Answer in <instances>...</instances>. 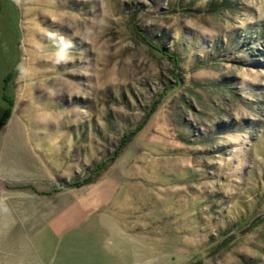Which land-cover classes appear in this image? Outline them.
<instances>
[{"label": "rangeland", "instance_id": "374dc122", "mask_svg": "<svg viewBox=\"0 0 264 264\" xmlns=\"http://www.w3.org/2000/svg\"><path fill=\"white\" fill-rule=\"evenodd\" d=\"M4 96L7 174L106 176L119 263L264 264V0H0Z\"/></svg>", "mask_w": 264, "mask_h": 264}, {"label": "crops", "instance_id": "0c3cea01", "mask_svg": "<svg viewBox=\"0 0 264 264\" xmlns=\"http://www.w3.org/2000/svg\"><path fill=\"white\" fill-rule=\"evenodd\" d=\"M5 154L0 149V264H125L119 263L114 251L118 237L130 241V256L134 255L136 236L118 220L117 190L109 188L106 176L55 193V186L48 182L53 180L49 176L54 175V166L44 179L36 173L29 177L23 169L13 176L7 174V165L13 162ZM15 162L17 167L25 165L24 160ZM24 183L36 186L19 187ZM99 189L101 195L109 192L104 205L100 204ZM62 193L73 195L71 205L55 209V196Z\"/></svg>", "mask_w": 264, "mask_h": 264}, {"label": "trees", "instance_id": "16d2710c", "mask_svg": "<svg viewBox=\"0 0 264 264\" xmlns=\"http://www.w3.org/2000/svg\"><path fill=\"white\" fill-rule=\"evenodd\" d=\"M213 11L215 12L216 10V7H213ZM160 52H164L163 50H160ZM169 54H167L168 56ZM170 58H173V56L171 57V55H169ZM177 63L179 62V59L178 57H175L173 58ZM4 101L6 103V108H5V112H4V115L0 121V128L5 126L8 121L10 120L11 118V115H12V112H13V109H14V101L11 100V99H8L6 96H4ZM141 130V127L138 128L137 131ZM130 135H135V133H131ZM131 140V138L129 136H125L122 141L120 142V145L118 146V148L116 149V152H115V155L113 157H111V161H114L120 154V152L122 151V149H124V147L127 145V143ZM102 164L97 166L96 169H94L93 172H100L102 170ZM94 181L93 177L91 178H87L85 179L84 181L82 182H76V183H73L72 185H70L71 187H82V186H85V185H88V184H91L92 182Z\"/></svg>", "mask_w": 264, "mask_h": 264}]
</instances>
